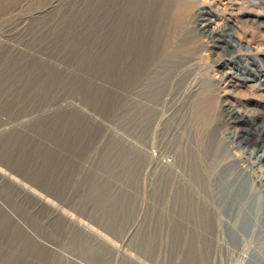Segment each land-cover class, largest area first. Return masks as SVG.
Returning a JSON list of instances; mask_svg holds the SVG:
<instances>
[{
  "label": "rangeland",
  "instance_id": "374dc122",
  "mask_svg": "<svg viewBox=\"0 0 264 264\" xmlns=\"http://www.w3.org/2000/svg\"><path fill=\"white\" fill-rule=\"evenodd\" d=\"M196 1L229 62L264 73V0ZM115 21L112 0H0V264H190L171 224L170 93L131 89L141 55L119 46ZM206 40L201 63L216 78L226 67ZM229 89L219 90L238 108L262 101L254 82ZM254 193L252 242L264 224V191ZM30 239L42 250H18Z\"/></svg>",
  "mask_w": 264,
  "mask_h": 264
},
{
  "label": "bare ground",
  "instance_id": "6f19581e",
  "mask_svg": "<svg viewBox=\"0 0 264 264\" xmlns=\"http://www.w3.org/2000/svg\"><path fill=\"white\" fill-rule=\"evenodd\" d=\"M112 3L119 46L130 42L141 55L130 75L131 89L154 97L170 93L171 224L188 243L190 264H244L248 258L249 264H264V224L256 242L251 240L262 218L254 192L264 191V73L229 62V43L209 27L211 17L196 0ZM200 35L208 48L221 52L213 63L226 67L219 77L210 75L212 64L201 63ZM250 82L262 101L244 109L219 90ZM249 145L255 149L239 151ZM254 167L262 176L254 175ZM226 197L230 201L224 208Z\"/></svg>",
  "mask_w": 264,
  "mask_h": 264
},
{
  "label": "trees",
  "instance_id": "16d2710c",
  "mask_svg": "<svg viewBox=\"0 0 264 264\" xmlns=\"http://www.w3.org/2000/svg\"><path fill=\"white\" fill-rule=\"evenodd\" d=\"M66 110L67 111H69L70 112V114H69V116L71 115V114H74V112H76V114L78 113L77 111H75V110H73V109H71V108H66ZM63 111V110H62ZM72 122H74L75 123V121L73 120V118H71V119H69V121H68V124L70 125ZM76 124V123H75ZM65 150V149H64ZM63 150V151H64ZM63 155L64 154V152L62 153V151L60 152V155ZM58 159L60 160L61 158L60 157H58ZM56 164H57V162H56ZM64 171H65V169H63ZM57 174V176H59L58 175V173H56ZM55 176V175H54ZM56 176V177H57ZM49 185V184H48ZM51 185V184H50ZM57 185V186H56ZM63 185L64 186H66V181L65 180H58V181H53V185L52 186H56L55 188H59V187H62L63 188ZM6 196L9 198V193H7L6 194ZM88 199H90V198H88V196H82L81 197V204L82 203H84L85 201H87ZM20 208H22L23 210L25 209V207L24 206H20ZM29 215H27V217H28ZM17 227V226H16ZM18 228V227H17ZM19 229V228H18ZM54 234L55 233H58V232H60L61 231V229H60V227H58V226H55V228H54ZM27 237L25 236V239H26ZM27 239H29V238H27ZM26 245L25 246H23V245H19V247H18V250H25L26 248H30V247H34V245L37 247V248H39L40 250H42L39 246H37L31 239H30V241H25L24 242ZM18 259H21V257H19ZM33 264H40L39 262H37V261H34L33 260V262H32Z\"/></svg>",
  "mask_w": 264,
  "mask_h": 264
}]
</instances>
